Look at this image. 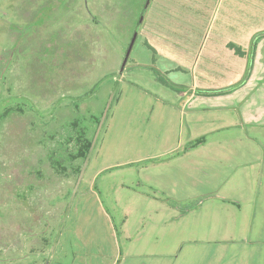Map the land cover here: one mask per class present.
Returning a JSON list of instances; mask_svg holds the SVG:
<instances>
[{
    "label": "rangeland",
    "instance_id": "374dc122",
    "mask_svg": "<svg viewBox=\"0 0 264 264\" xmlns=\"http://www.w3.org/2000/svg\"><path fill=\"white\" fill-rule=\"evenodd\" d=\"M229 2L0 0V264L150 261L123 255L128 220L154 213L135 202L147 190L143 156L163 135L184 146L188 128L216 141L237 134L207 133L210 110L175 109L193 85L242 68L220 45ZM70 39L80 51L72 60L60 46ZM215 40L223 56L212 62ZM85 140L86 157L74 159ZM227 167L201 166L184 180L220 183ZM86 247L95 253L85 256Z\"/></svg>",
    "mask_w": 264,
    "mask_h": 264
},
{
    "label": "crops",
    "instance_id": "0c3cea01",
    "mask_svg": "<svg viewBox=\"0 0 264 264\" xmlns=\"http://www.w3.org/2000/svg\"><path fill=\"white\" fill-rule=\"evenodd\" d=\"M222 23L219 29L227 32L228 40L220 45L228 61L240 58L242 68L226 66L227 74L217 82L203 83L201 89L193 85L175 109L180 117L210 110L213 117L207 133L224 126L233 127L237 134L216 141L188 128L184 146L172 135H163L157 149L143 156L141 161H149L144 167L147 190L138 193L144 197L135 202L154 213L124 222L129 230L123 255L151 257L145 264H264V37L257 39L253 49L250 46L264 31V0L229 2ZM228 43L245 54L237 55ZM217 45V40L211 44L207 60L216 62L223 56ZM172 69L158 67L161 73ZM213 164L231 167L225 181L185 182V175L197 177L199 167ZM210 172L215 173L203 171ZM84 249L85 256L95 253L90 247ZM51 251L52 257L55 247Z\"/></svg>",
    "mask_w": 264,
    "mask_h": 264
},
{
    "label": "trees",
    "instance_id": "16d2710c",
    "mask_svg": "<svg viewBox=\"0 0 264 264\" xmlns=\"http://www.w3.org/2000/svg\"><path fill=\"white\" fill-rule=\"evenodd\" d=\"M64 5V9L66 8L65 7V3L63 4ZM260 37H264V31L259 33L258 35H256L252 41H251V49H253L256 45V42H257V39L260 38ZM57 38V37H56ZM60 46H63V49H62V53H61V50L60 53H61V56L62 58H65V57H69L71 60L73 59V55H76V52L78 51V53L80 52L79 49H78V44L75 43L74 41H71V39L69 41H64V44H61ZM59 47V46H58ZM229 47H231L234 52L238 55H244L245 52L241 49V47L233 44V43H229ZM72 52V53H71ZM60 55H58V57H61ZM64 60V59H63ZM76 61V60H75ZM73 61V63L75 62ZM65 62V61H64ZM64 64V63H63ZM69 64V63H68ZM251 60H249L248 62V67H247V74H248V71L250 70L251 68ZM60 66L61 63H59ZM65 68V67H64ZM246 74V75H247ZM218 93V91H216ZM219 92H222V91H219ZM91 145H92V141L91 140H85V142L83 143L82 145V148L78 149L77 152L75 153L74 155V159H78V158H85L86 157V154L88 153L89 149L91 148ZM76 171H79V168L76 170Z\"/></svg>",
    "mask_w": 264,
    "mask_h": 264
},
{
    "label": "water",
    "instance_id": "95a60500",
    "mask_svg": "<svg viewBox=\"0 0 264 264\" xmlns=\"http://www.w3.org/2000/svg\"><path fill=\"white\" fill-rule=\"evenodd\" d=\"M131 44H132V41H130V43H129V45H128V48H127V50H126V52H125L124 60L127 59V56H128V54H129V50H130V47H131Z\"/></svg>",
    "mask_w": 264,
    "mask_h": 264
}]
</instances>
